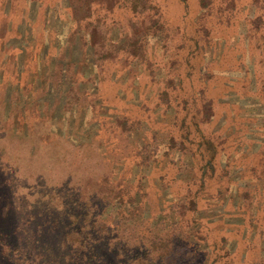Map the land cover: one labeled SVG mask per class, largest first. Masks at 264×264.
<instances>
[{
    "label": "rangeland",
    "instance_id": "374dc122",
    "mask_svg": "<svg viewBox=\"0 0 264 264\" xmlns=\"http://www.w3.org/2000/svg\"><path fill=\"white\" fill-rule=\"evenodd\" d=\"M206 45L209 49L203 54ZM202 54L207 58L201 67L208 64L218 75L209 81L216 87L211 99L222 93L229 104L213 101L201 140L187 138L184 125L190 124L187 108L199 102L190 86ZM168 72L177 76V87L164 86ZM259 78H264V0H0V133L7 128L1 111L8 93L15 111L24 110V121L41 130L42 143L29 150V159L8 163L14 174L0 175L6 193L11 192L0 198V225L12 231L14 241H26L22 251L4 248L2 264H55L37 261L34 255L68 253L70 249H58L56 243L78 224L70 226L63 215L48 209L70 207L78 216L88 210L85 219L94 217L95 209L109 199L95 194L106 179L123 199L131 197L127 209L134 215L144 220L154 216L156 227L168 226L173 213H163L178 195L188 193L172 177L194 175L192 167L197 168L201 153L202 163H214L209 171L214 176L203 192L213 195L218 185H227L219 180L226 161L231 188L237 190L226 204L228 192L222 189L219 201L208 199L209 208L194 214V224L189 216L182 222L189 231L199 229L202 237L191 236L189 241L195 263H210L214 246L220 248L221 220L212 216L224 213L230 227L246 220L253 225L252 234L260 235L264 104L255 95ZM258 94L264 99V91ZM51 113L52 128L61 138L45 134ZM124 115L135 127L131 132L114 126ZM139 179L141 191L135 194L132 188L128 197L124 195L128 181L136 186ZM194 186L188 195L198 196V185ZM83 199L88 206L80 210L76 203ZM188 201L185 198V204ZM52 213L62 221L53 231ZM114 214L107 216L114 219ZM39 239L49 251L37 248ZM232 240L224 247L238 251V256L232 255L233 264L258 261L257 249ZM7 249L14 255H5Z\"/></svg>",
    "mask_w": 264,
    "mask_h": 264
},
{
    "label": "trees",
    "instance_id": "16d2710c",
    "mask_svg": "<svg viewBox=\"0 0 264 264\" xmlns=\"http://www.w3.org/2000/svg\"><path fill=\"white\" fill-rule=\"evenodd\" d=\"M159 41H161V39ZM160 43L163 45L162 41ZM194 47H197V45H194ZM206 47H208V45H206ZM206 47L202 50L203 54H205L204 52L209 49V47ZM90 51H94L93 45L91 46ZM203 54V62L200 65L198 76L194 81H192L190 86L192 89V94H194L196 98L199 97V102L192 103V105L187 108V114L191 116L189 119L190 124L186 123L184 125L187 138L190 135L193 137L200 136L199 139L201 140L204 137V135L201 133V128L211 118V104L213 101L216 104L217 102L229 104L228 101H223L222 93L217 94L215 98L211 99L210 94L216 87L211 85L209 86V81H215L218 79V75L214 73V69L208 68V64H206L207 69L201 67L207 58ZM102 59L103 57L100 58V60ZM93 63L98 62L94 61ZM201 68L204 70L202 74ZM166 74L167 81H163L164 86L166 88L170 86V88L177 87V76L175 74L171 75L169 72ZM171 81L173 84H170ZM201 81H205V84H202ZM262 91H264V78H259L258 89L255 90V95L260 103L262 102V104H264V99H262L258 94ZM191 100L194 101L193 95H191ZM8 104L10 108L9 110H7ZM3 105L4 109L1 111V115L3 120L7 122V128L4 132L0 133V175L7 177L9 173L8 163L11 160L19 157H25L29 159V150L33 146L38 149L42 143L39 142L41 130L36 126H31L28 124V122L24 121V118L21 114L24 110L15 111L16 109H14V107H12L10 104L8 93H5ZM24 106L25 105L22 107ZM167 107L171 108L172 105H168ZM200 108L202 115L201 111H199ZM7 111L8 115L6 114ZM238 116L244 118L245 121H247V117L243 115ZM52 118L53 113L50 114V124L45 130V134L50 138H57V136L60 137V135L52 128ZM20 121L22 126L18 125ZM129 122L128 116H120L117 117L114 126L119 127L127 132H131L135 127H132ZM188 142H191V140ZM192 142H195L194 139H192ZM262 142H264V140H262ZM244 146L247 149L249 148L248 145ZM257 150L258 148L254 149L253 151L256 152ZM192 153H196V151L194 150L193 152L192 150ZM249 155L250 154L247 156ZM199 158L200 159L198 161L200 163H198L196 166L197 168L195 169L194 166L192 167V170L195 172L194 175L183 178L177 176L175 173V175L172 177V181L184 186L188 193L186 195H178L176 201L169 207L168 210H166V213H163V215H172L173 213L174 219H172L168 226L164 225L161 228H158L152 223V218L154 216L144 220L143 218H138L137 213L134 215L131 209H127V203L131 201V197H128L131 189H137L135 194L141 191V188L139 186L137 187V185L140 184V179L138 182H136V186H132L134 184H129L128 181V189H126L124 192V195H127L128 199H123V194L115 190L113 182L106 179V184H104L102 188H97L95 194H99L101 197L109 199L104 202L100 210L95 209L94 217L85 219L88 214V210L85 213H80L78 216L79 212H76L75 209L70 207H64V209L59 210V212L56 208H52L53 210L48 209L49 213L55 211L57 212V216L61 217V215H63L70 226L78 224V228H74V230L70 229L66 231V233L64 232L63 235L61 234L59 242L56 243V247L58 249H70L68 253L63 251L62 256L56 257L53 253L47 252L46 254L34 255L35 260H47L50 263L55 261L57 264H59L61 260L62 264H199L197 262L195 263L197 256H195L194 251L188 248L189 241H191V236L195 238H202L199 236V229L189 231L187 228H185V226H183L182 222L187 218V216H189L194 224V214L201 211L200 209L202 208H209L208 199H217L219 201L222 189L225 188V190L228 192L226 204L229 203V199L232 200V195L233 193L236 194L237 190L231 188L230 182L232 180L229 176L231 175V172L227 167L228 165H226V161L225 164L222 165L223 167L225 166L224 173H222L223 177H220L221 179L219 178V180H223L224 184L226 183L227 185H223L222 183L218 185L217 187L219 188L215 190L213 195L212 193L210 194L206 191L204 193L203 190L205 189L204 186L206 182L210 181V179L214 176L213 174H210V172H212L214 169V163L211 160L206 163H202V153L200 154ZM212 160H215V158L213 157ZM6 167L8 168L7 172L5 171ZM14 173L15 171H11L9 174ZM245 180L246 182L249 181V179ZM126 182L127 181H125V183ZM108 184H110V188H108ZM194 185H198V196L195 194L188 195L191 192V189L195 187ZM200 188H202V190ZM105 189L109 191L105 192ZM50 193L51 192L49 191L48 195H50ZM6 194L11 196V192L9 190L6 193L4 180H1L0 198H3ZM185 198H189L188 204H185ZM182 199H184V203ZM86 200L87 199L79 200L76 203L80 210H82L81 206H88V201ZM225 210L226 209H224V211ZM110 211L115 213L114 219H109L107 216ZM51 216L53 217V224L51 227L53 231L54 229L58 228V224H61L62 221L60 222L59 217H57L54 213H52ZM81 216L83 219H81ZM2 217L5 218L4 215H2ZM136 218L139 220H136ZM210 219H216L217 221L221 220V228L224 235L222 234V236L219 237V242H221L220 248L216 246L213 248L215 255L214 258L211 259L212 261L210 263L209 261H203L202 264H221V262L223 264H233L235 260L232 258V255L238 256V251L236 252V250H231L232 247H230V245L228 248L224 247V243L231 241V239L237 241L236 245H251L252 249L258 250V261H253V263L249 264H264V230L260 235H257V232H254L255 235L252 234L253 225L248 221L247 223L246 220L240 224H234L230 227L227 225L230 219L225 217L224 213H221L217 216H212ZM241 225L244 226L242 227ZM214 235L217 236L216 232L212 234L213 238L215 239ZM176 238H178V240H176ZM15 240L17 241L12 239V231L4 230L0 225V264H2L6 259L4 256V248H14V250L17 251L25 250V247L23 246L25 245L26 241L23 239H17V237H15ZM204 242L209 245L208 241ZM36 244L37 248L40 247L49 251L48 244L46 242H41L39 239V241H36ZM7 250L8 254L5 255L13 254L11 251H9V249ZM204 254L205 252H202L200 257H204ZM219 254L222 256L221 259L216 257ZM121 260L123 261L119 263Z\"/></svg>",
    "mask_w": 264,
    "mask_h": 264
}]
</instances>
